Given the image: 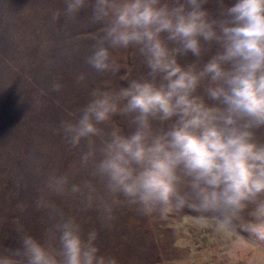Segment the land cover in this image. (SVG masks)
Listing matches in <instances>:
<instances>
[{"label": "clouds", "instance_id": "1", "mask_svg": "<svg viewBox=\"0 0 264 264\" xmlns=\"http://www.w3.org/2000/svg\"><path fill=\"white\" fill-rule=\"evenodd\" d=\"M62 4L50 24L78 23L87 10L96 30L85 63L118 81L101 80L53 129L78 165L52 171L41 191L105 219L113 204L145 217L187 208L220 230L264 241V0ZM129 51L143 72L122 62ZM63 87L54 79L48 92ZM49 218L41 238L18 225L14 243L0 247V264H118L101 251L96 229L85 232L56 205Z\"/></svg>", "mask_w": 264, "mask_h": 264}, {"label": "rangeland", "instance_id": "2", "mask_svg": "<svg viewBox=\"0 0 264 264\" xmlns=\"http://www.w3.org/2000/svg\"><path fill=\"white\" fill-rule=\"evenodd\" d=\"M62 7V0H0V247L14 243L18 225L43 237L56 205L76 216L85 232L96 229L101 251L118 264H264V241L241 239L187 208L145 217L113 204L112 218L105 219L70 196L41 191L52 171L78 165V154L53 129L88 102L101 80L118 81L85 63L96 30L86 24L87 10L78 23L61 17L50 24L51 11ZM120 56L134 74L143 72L131 51ZM82 72L89 76L78 81ZM54 79L64 87L49 93ZM37 201L43 202L39 209Z\"/></svg>", "mask_w": 264, "mask_h": 264}]
</instances>
